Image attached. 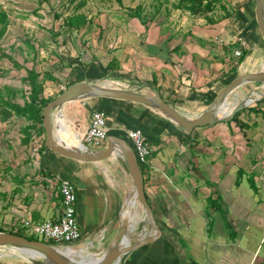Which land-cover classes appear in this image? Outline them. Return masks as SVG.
Instances as JSON below:
<instances>
[{
	"label": "crops",
	"instance_id": "0c3cea01",
	"mask_svg": "<svg viewBox=\"0 0 264 264\" xmlns=\"http://www.w3.org/2000/svg\"><path fill=\"white\" fill-rule=\"evenodd\" d=\"M224 5L221 13L203 14L199 22L192 18L196 14L180 12L190 18L182 24L177 13L166 21L161 14L129 12L125 18L119 12L90 41H85L88 25L64 26L58 30L61 43L49 48L55 58L49 65L31 43L0 44V231L19 233L30 226L27 221L58 220L63 210L59 189L66 180L76 189L81 237L47 243L75 259L91 260L106 252L121 226L153 232L123 158L88 162L61 155L46 147V132L39 134L37 125L24 143L29 122L1 100L24 104L30 86L21 77L35 68L42 76L53 72L62 82L56 95L52 87L57 82H43L40 95L45 98L58 96L66 80L144 93L155 87L181 112L198 115L237 75L264 69L256 0H226ZM81 37L84 42L77 41ZM239 88L221 113L251 97L247 106L229 120L191 132L158 110L128 100L89 97L63 106L59 120L64 118L68 128L63 137L81 139L92 113L101 110L109 134L132 145L127 131L141 129L153 147L141 170L161 234L132 250L123 264H264V85L249 82ZM0 264L36 263L7 246L0 247Z\"/></svg>",
	"mask_w": 264,
	"mask_h": 264
},
{
	"label": "water",
	"instance_id": "95a60500",
	"mask_svg": "<svg viewBox=\"0 0 264 264\" xmlns=\"http://www.w3.org/2000/svg\"><path fill=\"white\" fill-rule=\"evenodd\" d=\"M255 10L257 24L264 38V0H256ZM248 82H260L264 85V69L237 75L218 93L205 111L195 116L181 112L164 100L155 87L151 88V93H144L140 90L113 87L87 80L69 85L43 108L46 147L61 155L88 162H99L114 155L123 158L133 180L135 195L145 209L147 228L153 232L143 234V231L135 232L132 227L121 226L106 252L91 260L75 259L50 243L6 231H0V247H15L27 249L33 254L37 253L35 257L30 255V259L36 264H123L132 250L155 240L161 234L153 209L146 197L141 166L132 146L123 137L114 134H109L106 145L100 148L86 146L83 143H81L82 147H71L66 144L57 131L63 130L59 115H62V108L68 102L89 97H108L137 102L158 110L180 129L191 132L198 126L229 120L247 106L250 102L241 100L229 113L221 114L229 95L237 87Z\"/></svg>",
	"mask_w": 264,
	"mask_h": 264
},
{
	"label": "rangeland",
	"instance_id": "374dc122",
	"mask_svg": "<svg viewBox=\"0 0 264 264\" xmlns=\"http://www.w3.org/2000/svg\"><path fill=\"white\" fill-rule=\"evenodd\" d=\"M178 2L179 0H124L122 4H119L117 0H0L1 8L8 13L7 31L1 39L0 44L14 43L25 46L26 43H31L34 46H38L40 57L44 56V59L46 58L44 64L49 65V63L51 64L50 59L55 60V58L49 56V48L55 45L54 42L60 44L62 40V37L53 34L52 30L54 29V31L59 32L58 30L66 26L71 18H75L80 24L85 22L84 24L88 25V35L85 41H90L92 39L96 40L101 26L106 27L104 25H108L114 21L113 18L116 14L123 12L120 14H123L125 18L128 16L130 18L129 12L132 11V8H136L139 5L142 6L141 15L144 12H146L147 16L154 15L155 17L161 14L165 15L167 17L166 21H168L172 17H176L177 15L175 16L174 13H177L179 16L177 19L181 22L179 24L189 21L190 18H185L182 14L179 15L180 12L188 14L187 10L176 8ZM220 4L222 3H219L215 8L217 13H221L222 11ZM203 12V10L200 11L199 14H196L192 18L198 19L197 22H199L204 16ZM77 41L84 42V39L81 37ZM42 49L43 54L41 53ZM8 62L10 64V61ZM53 85L52 91L56 95L61 86L59 83H54ZM238 88L229 95L228 101H232L234 94L240 92V88ZM1 101L3 102V100ZM88 145L91 146L92 144L88 143ZM114 156L120 158L119 155ZM18 232L36 240L45 242L54 241L34 232L32 226L20 229ZM8 251L24 255L18 252L15 247H8Z\"/></svg>",
	"mask_w": 264,
	"mask_h": 264
},
{
	"label": "built area",
	"instance_id": "2783aa9c",
	"mask_svg": "<svg viewBox=\"0 0 264 264\" xmlns=\"http://www.w3.org/2000/svg\"><path fill=\"white\" fill-rule=\"evenodd\" d=\"M240 50H236V55H241ZM108 118L104 111L96 110L92 113L91 123L81 137V143L90 147L100 148L106 145L108 131ZM127 138L132 143V148L140 165L148 163L153 147L148 141L145 133L141 129H129ZM60 194L62 197L63 210L61 217L56 220H48L42 223L26 222L33 227L34 232L44 235L48 239L56 242L70 243L80 239L81 227L78 220L76 207V189L69 181L63 180L60 184Z\"/></svg>",
	"mask_w": 264,
	"mask_h": 264
},
{
	"label": "trees",
	"instance_id": "16d2710c",
	"mask_svg": "<svg viewBox=\"0 0 264 264\" xmlns=\"http://www.w3.org/2000/svg\"><path fill=\"white\" fill-rule=\"evenodd\" d=\"M224 1L225 0H179L178 4H176V8L190 11V13L192 14H199V12L203 10L204 11L203 14L207 16L208 13L213 12L215 10V8L217 7V5H219V3H222L220 5L223 6ZM117 2L122 4L123 0H117ZM141 8H142L141 5H139L136 8H132L131 15L141 17ZM7 19H8V13L0 6V23H1L0 42L7 31ZM79 25L81 24L78 21H76L75 18H71L68 21L66 27L71 29ZM56 35H60V32H56ZM1 50L2 49L0 46V51ZM4 54L5 53L2 52L1 55ZM10 58L13 60L14 64L18 69L22 68V65L16 63L13 57ZM238 61L241 62L242 59L240 58ZM233 69H235V67H233L232 70ZM21 79L24 81V83L30 86L29 96L25 101V103L19 104L15 102H10L9 100H5L3 101V105L8 109H10L11 111H13L17 116L25 117L29 122L25 126L26 137L24 138V143H28L32 137L31 134L32 126L37 125L39 134H45V128L43 127V108L53 98H45L40 95V90L43 82H45L48 79L56 81L57 83L59 82V84L62 82H60L59 77L53 74V72H44L42 76L41 72L36 71L35 68L26 69V74L23 75ZM65 84L67 87L70 85L68 80H66ZM16 234H20V233H16ZM29 239H33V238H29Z\"/></svg>",
	"mask_w": 264,
	"mask_h": 264
},
{
	"label": "bare ground",
	"instance_id": "6f19581e",
	"mask_svg": "<svg viewBox=\"0 0 264 264\" xmlns=\"http://www.w3.org/2000/svg\"><path fill=\"white\" fill-rule=\"evenodd\" d=\"M251 100H252L251 97H249V98L246 97L243 101L250 102ZM59 122L62 123V125L64 124L62 126L63 127V130H61L62 133H61V136H60L64 140V142L66 144H68L69 146H71V147H82L81 140L78 139V138H76L75 136L74 137H69V136H66L65 135V137H63V133H67L68 128H67V125H66V123L64 121V118L60 119ZM70 142H73V143H70ZM15 249L18 252H20V253L23 252L27 259H30V255H33L34 257L37 256V253H34L33 254V253H31V251H29L27 249H21V248H15Z\"/></svg>",
	"mask_w": 264,
	"mask_h": 264
}]
</instances>
